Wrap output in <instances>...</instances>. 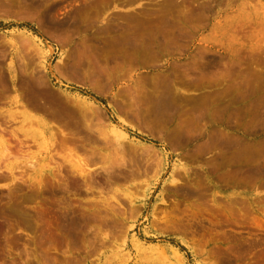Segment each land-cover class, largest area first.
<instances>
[{"label": "rangeland", "instance_id": "1", "mask_svg": "<svg viewBox=\"0 0 264 264\" xmlns=\"http://www.w3.org/2000/svg\"><path fill=\"white\" fill-rule=\"evenodd\" d=\"M0 154V264H264V0H0Z\"/></svg>", "mask_w": 264, "mask_h": 264}, {"label": "bare ground", "instance_id": "2", "mask_svg": "<svg viewBox=\"0 0 264 264\" xmlns=\"http://www.w3.org/2000/svg\"><path fill=\"white\" fill-rule=\"evenodd\" d=\"M38 48V47H37ZM41 48H42V46H41ZM49 49H51L50 47H49ZM41 50V49H40ZM38 51V50H37ZM41 58V57H40ZM167 88V87H166ZM164 90H166V89H164ZM163 90V91H164ZM162 91V90H161ZM158 94V93H157ZM159 95H161V94H159ZM156 96V95H155ZM16 100V99H15ZM82 99H80L79 101H81ZM164 99H159V101H158V103L156 104V106H155V113L157 114V113H161L160 111H162L163 110V106H166L165 104H168V102H166L165 103V101H163ZM83 103H84V100H83ZM83 105V104H82ZM88 108H89V106L87 107V111H90V110H88ZM85 110V111H86ZM86 111V112H87ZM65 112V111H64ZM74 112V111H73ZM95 112V111H94ZM95 113H97V112H95ZM72 114H75V113H72ZM85 114V113H84ZM155 114V115H156ZM14 115V114H13ZM99 115V114H98ZM158 115V114H157ZM100 116V115H99ZM13 118H14V116H13ZM86 118V117H85ZM84 122H85V119H84ZM89 125V124H88ZM85 127L87 128V126L85 125ZM90 128V127H89ZM92 128V127H91ZM179 130H180V128H178ZM183 129V128H182ZM181 129V130H182ZM88 130V129H87ZM181 130H180V132H181ZM111 131H112V133H114V135L116 136V142H117V138H124L125 137V132L124 131H122V128H119L118 126H116V125H112L111 126ZM112 137H113V134H112ZM114 139H115V137H113ZM116 142H115V144H116ZM122 143H123V141H122ZM116 147L118 146H120L118 143L115 145ZM146 147V146H145ZM47 148V147H46ZM120 148H122V145L120 146ZM151 149V148H150ZM153 149V148H152ZM47 150V149H46ZM120 150V149H119ZM142 150H143V148H142ZM144 150H145V148H144ZM147 150V149H146ZM146 150H145V153H147L148 151H149V148H148V151L146 152ZM244 150V149H243ZM255 149H253V151H254ZM151 151V150H150ZM245 152V151H244ZM142 153V152H141ZM151 153H152V151H151ZM253 153V152H252ZM254 153H256V152H254ZM4 154V153H3ZM2 154V155H3ZM94 154V153H93ZM143 154V153H142ZM149 154H150V152H149ZM246 154H247V151H246ZM250 155H251V153H249ZM1 155V154H0ZM153 155V154H152ZM152 155H150L151 157H152ZM163 155V154H162ZM255 156V155H254ZM258 156V155H257ZM78 157H80V156H78ZM99 157V156H98ZM102 157V156H101ZM149 157V156H148ZM151 157H149V158H151ZM77 158V157H76ZM83 158V157H82ZM100 158V157H99ZM104 158V157H103ZM79 159V158H78ZM161 159H163V158H161ZM165 159V158H164ZM77 160V159H76ZM104 160V159H103ZM102 160V161H103ZM160 160V159H159ZM158 160V163L161 165V162L160 161H162V160H160L159 161ZM81 161V160H80ZM119 161H121V160H119ZM153 161V160H152ZM86 162V161H85ZM121 162H123V159H122V161ZM87 163V162H86ZM124 163V162H123ZM157 163V162H156ZM157 163V164H158ZM85 164V163H84ZM83 164V162L80 164V162L78 161V163H76V165L74 164H70V166L72 167V170H74V171H77L78 173H82L83 174V172L85 171V165ZM117 164V163H116ZM118 164H120V163H118ZM118 164H117V166H118ZM149 164V163H148ZM114 165V164H113ZM147 165V164H146ZM159 166V165H158ZM87 167H88V165H87ZM161 167V166H160ZM89 168V167H88ZM87 168V169H88ZM146 168V167H145ZM11 169V168H10ZM179 169V168H178ZM60 171V170H59ZM255 171V170H254ZM61 172V171H60ZM53 174H54V172H53ZM76 175V174H75ZM132 175V174H131ZM87 176V175H86ZM40 177V176H39ZM1 178H2V176H1ZM38 179V178H37ZM36 179V180H37ZM56 180H58V179H56ZM38 181H39V179H38ZM88 182H90V180L88 181ZM64 183V182H63ZM91 184H93V183H91ZM88 185H90L89 183H88ZM40 186V185H39ZM38 186V187H39ZM28 197V196H27ZM29 198V197H28ZM24 198H22V200H23ZM16 209V208H15ZM21 212H22V210H20ZM251 223V222H250ZM256 222H254V223H252V224H255ZM257 224V223H256ZM176 252V251H175Z\"/></svg>", "mask_w": 264, "mask_h": 264}]
</instances>
